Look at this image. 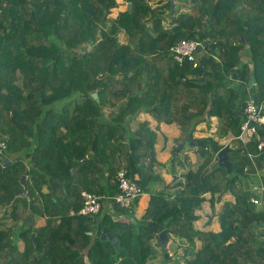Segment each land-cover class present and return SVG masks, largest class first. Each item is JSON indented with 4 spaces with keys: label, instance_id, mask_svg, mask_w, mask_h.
<instances>
[{
    "label": "trees",
    "instance_id": "trees-1",
    "mask_svg": "<svg viewBox=\"0 0 264 264\" xmlns=\"http://www.w3.org/2000/svg\"><path fill=\"white\" fill-rule=\"evenodd\" d=\"M148 1L0 0V138L8 141L6 155L26 150L0 162V264H149L161 247L152 221L166 222L169 241L181 239L185 264H264V203L251 201L244 181L248 153L264 171L261 126L247 144L227 146L237 163L231 171L213 170L211 144L225 145L200 138L199 165L178 189L152 193L140 216L135 209L151 182L162 180L154 168L161 164V123L178 127L183 145L213 117L217 133L238 136L247 100L264 101V0H246L245 14L233 13L230 0H181L187 4L181 8L195 12L179 16L173 28L162 25L159 7ZM184 38L210 40L221 61L201 54L199 67L177 64L171 49ZM142 112L157 126L149 119L132 123ZM123 168L143 190L129 207L111 198L120 192ZM24 174L30 202L17 196ZM83 190L100 197L99 213H79ZM207 203L213 209L207 224L216 217L219 231L196 226ZM31 214L45 222L26 227Z\"/></svg>",
    "mask_w": 264,
    "mask_h": 264
},
{
    "label": "built area",
    "instance_id": "built-area-1",
    "mask_svg": "<svg viewBox=\"0 0 264 264\" xmlns=\"http://www.w3.org/2000/svg\"><path fill=\"white\" fill-rule=\"evenodd\" d=\"M214 44H216V42H214ZM171 54L173 60L177 64L183 65L188 61L192 63L194 68L200 66L201 61L199 56L201 54L211 56L219 62L221 61L219 55L211 51L210 40H201L199 38L181 39L172 47ZM244 116L245 120L241 125L240 134L230 138L228 142H225V147L230 145L233 140L238 141V144L230 146L238 147L240 141L243 144H247L256 137L258 131L257 126L264 128V101L262 103H257L254 98H249L244 108ZM250 122H252L253 125H251ZM258 149L264 151V136L261 137L258 143ZM7 151L8 141L0 138V162H4L2 158L6 156ZM248 156L250 160L245 166V171L250 173L251 177L255 176L259 179V182L251 184V201L256 205H261L264 203V182L260 173L261 170L256 164L254 154L248 153ZM252 169L254 170L251 171ZM117 180L120 192L118 195L111 198L118 204L129 207L134 200L143 193L142 187L136 180L128 176V171L125 168L118 171ZM81 195L84 198V205L79 210L80 214L94 215L102 210V202L97 194L83 190ZM72 213H74V211ZM262 239L264 242V235L262 236Z\"/></svg>",
    "mask_w": 264,
    "mask_h": 264
},
{
    "label": "rangeland",
    "instance_id": "rangeland-1",
    "mask_svg": "<svg viewBox=\"0 0 264 264\" xmlns=\"http://www.w3.org/2000/svg\"><path fill=\"white\" fill-rule=\"evenodd\" d=\"M168 0H149L148 2L150 3V4H158V7H168V2H167ZM230 1H232V0H230ZM234 4H230L228 7L231 9V11L233 12V13H236V14H240V13H247V12H249L250 11V6H249V4L246 2V0H240V1H238V2H236V1H232ZM176 5H175V8L174 9H172V7H168L169 8V12L170 13H168L169 15H167V14H162L163 16H162V20L164 19H167L168 17H170L171 18V20L174 18L173 17V15L175 14H177L178 12H179V10L180 9H182L181 8V6L182 5H187L186 3H184V2H182L181 0H178V1H176V2H174ZM129 5V4H128ZM157 6V5H156ZM188 7V6H187ZM126 8V6H122V7H119V9L120 10H124ZM184 8H186V7H184ZM190 8H192V10H194V7H190ZM112 14H114V12L112 13ZM111 16H114V15H111ZM166 22H162V25H164ZM111 24V21H108V25H110ZM119 38H120V41L122 42L124 39H125V33L124 32H121L120 34H119ZM215 119L216 120H218L219 121V119L217 118V117H215ZM211 123H213V119H212V121H211ZM212 128H213V126H212ZM217 129V128H216ZM218 132V130H215V131H212V135H213V137L216 139V138H218L220 141H221V144H224L223 142H224V140H226L225 142H228L229 140H230V138H232V137H234V136H232V135H225V134H220V133H217ZM205 133H206V130H205V127L203 126H201L200 128H198V132H197V137L198 138H203V137H205ZM218 134V135H217ZM220 137H222L221 139H223V141L220 139ZM217 140V139H216ZM178 144V143H177ZM236 144H238V141H236V140H233L231 143H230V145H236ZM185 148L188 150V154H190V156L187 154V153H185V148H184V146L181 148V149H179V155L177 156V157H174L173 158V160H172V162H171V160H169V161H166V165H168V167H169V173H168V169H166V171L165 170H163V168H165V167H163V168H161L160 169V173L158 174V175H160L161 176V178H162V180L161 179H157V180H154V181H152L151 182V184L149 185V190H148V192L146 193V194H143L142 196H141V201H140V204L142 205V204H144V203H146V201H147V199L150 197V195L152 194V193H154V192H156L157 190H161V189H166V191L168 192V193H172V192H175V190H174V188L176 187V186H170V184L168 185V187H165V183H164V181H169V180H171V171H172V169H173V167L176 165V161L177 160H179L182 164L185 162L186 163V155H188L189 156V158H190V163H191V166L192 167H194V168H196L198 165H199V157L198 156H196V151H197V145H191V142H188V141H186V143H185ZM176 152H177V150H176ZM175 152V153H176ZM177 152V153H178ZM181 152V153H180ZM9 155L10 156H13V154L11 153H9ZM231 155H232V157L235 155V153H231ZM181 157V158H180ZM192 159V160H191ZM192 161V162H191ZM184 163V164H185ZM173 173H174V170H173ZM262 173H264V171H262ZM184 174V173H183ZM182 174V175H183ZM178 176H180V175H176L175 177L176 178H178ZM220 178H218V180L219 181H221L220 179H221V176H219ZM176 178H174L175 180H176ZM253 177H251V176H249V177H246L245 179H244V181L246 182V184H247V186L249 187V188H251V184H253L254 183V180L252 179ZM172 180L171 182H172V184H173V182L175 181V180ZM180 182V181H179ZM209 196V195H208ZM226 197H228V196H226ZM230 198H231V196H230ZM221 206V203H219V204H216V207L217 208H219ZM213 211V209H212V207L207 203L206 204V208L201 212V214L204 216V219H202V220H197L196 221V225L198 226V228H205V229H211V230H216V228H217V223L216 222H214L215 221V217H212V220H211V222L209 223V224H207V222H208V220H210V216H211V212ZM141 212L142 211H140L139 210V212L138 211H136V214L137 215H139L140 216V214H141ZM3 214V211H2V209H0V216ZM217 220V219H216ZM5 223L7 224V225H11V224H14V221L13 220H9V219H7V220H5ZM19 225V224H18ZM18 225H17V227H18ZM13 226H16L15 224L13 225ZM209 226V227H208ZM182 243V241H181V239H178L177 238V240H175V239H173V240H170L169 241V243H168V248H167V250L168 251H171L173 254H174V252H175V254H177V255H180V252H177V250H179V251H181L182 250V247H180L179 248V243ZM19 244H20V246H21V248H23V246H24V242L22 241V240H20V242H19ZM175 248H178L177 250L175 249ZM158 252H159V254H158V256L156 257V258H154V259H152V260H150V262H149V264H164V258H165V256H164V254H165V250L163 249V248H161V247H159L158 249ZM166 264H185V262L182 260V259H180V260H175V261H173V260H169Z\"/></svg>",
    "mask_w": 264,
    "mask_h": 264
},
{
    "label": "crops",
    "instance_id": "crops-1",
    "mask_svg": "<svg viewBox=\"0 0 264 264\" xmlns=\"http://www.w3.org/2000/svg\"><path fill=\"white\" fill-rule=\"evenodd\" d=\"M153 1V0H152ZM153 5V4H152ZM157 5V6H156ZM154 7H158V4H154L153 5ZM170 10H169V8L168 7H159L158 8V12H160L161 13V15L162 14H167V15H169L168 13H170L169 12ZM195 12V10H192V8H190V7H186V8H182V9H180L179 10V12L175 15H173V19L171 20V18L170 17H168L167 19H163L162 20V22L164 23V22H166V23H168L169 24V26H167L166 24H164L163 26L165 27V28H173L175 25H177V24H179V16H181V15H185V14H193ZM163 16V15H162ZM120 39V38H119ZM127 39V36H126V34H125V39L122 41V42H125V40ZM247 58V57H246ZM58 107V106H57ZM136 118H138V119H136ZM136 118H134L133 120H132V123L135 121V120H144V119H149L150 121H151V124H152V126L153 127H156L157 126V121L153 118V116L150 114V113H147V112H142V113H140V114H138V116L136 117ZM213 119V123H206V122H201V123H199L198 124V126H197V130H196V132H195V136H194V138H198L197 137V132H198V128H200L201 126L203 127H205V130H206V133H205V137H208V136H211V137H213V135H212V131H215V130H217L216 128H218V120H216L215 119V117H213L212 118ZM212 126H213V128H212ZM180 133H181V131H180V129L178 128V127H176V126H173V125H168V124H166V123H161L160 124V131H159V140H158V143L156 144V148H157V151H158V158H159V160H160V162H161V164H156L155 165V171L156 172H158V174L160 173L159 171H160V169L161 168H163V167H165V168H163V170H165L166 171V169H168V173L170 172L169 171V167H168V165H166V161H169V160H171V162H172V160H173V158L175 157V154L173 153V151H172V149L174 148V146L176 145L177 147L179 146V145H181V147H180V149L184 146V148H185V143H184V145L183 144H181V143H179L180 141H183V139H182V137L180 136ZM165 137L167 138V140H165ZM222 137H220V139H221ZM217 140H218V142L219 143H221V141L218 139V138H216ZM30 140H32V136L30 137ZM222 141H223V139H221ZM225 141L226 140H224V145H225ZM178 143V144H177ZM163 145L165 146V149L163 148ZM163 148V149H162ZM186 149V148H185ZM176 150H177V148H176ZM179 151V149L177 150V152ZM176 152V153H177ZM188 152V150L186 149L185 150V153H187ZM26 153V150H21V151H18V152H16V153H14L13 154V156H10L9 154H7V156L11 159V161L13 160V159H16V158H20L22 155H24ZM179 153V152H178ZM181 153V152H180ZM196 153H197V151H196ZM188 154V153H187ZM189 156H190V154H188ZM196 156H198L197 154H196ZM178 158V157H177ZM181 158V157H180ZM192 160V159H191ZM31 162H33V160L31 161ZM31 162H28V163H31ZM192 162V161H191ZM185 163V162H184ZM182 164L179 160H177L176 161V165L173 167V169H172V175H171V180H167V181H164V183H165V185L167 186V185H169L170 184V186L172 187V186H176V184L179 182V181H183L184 180V174L185 173H187L189 170H190V168L192 167L191 166V163L189 164V165H186V163L185 164ZM27 164V163H26ZM173 170H174V173H173ZM77 171H78V169H77ZM77 171H76V174H77ZM184 173V174H183ZM260 173H261V175H262V180H263V182H264V173H262V171H260ZM183 174V175H182ZM176 175H180V176H178V178H176L175 176ZM174 178H176V180L174 179ZM175 180L174 182H173V184H172V180ZM253 180H254V182H259V179L257 178V177H253L252 178ZM104 180H105V182H106V177L104 178ZM103 180V181H104ZM178 189V187L176 186L175 188H174V190L176 191ZM173 193V192H172ZM146 194V193H145ZM228 197H226V198H230V196L229 195H227ZM105 199H110V196H106L105 197ZM149 199V198H148ZM148 199H147V201H146V203H144V204H140V201H141V198L139 199V201L136 203V211H138L139 212V210L140 211H143L144 209H145V207L147 206V203H148ZM105 203V205H106V207H107V209L108 210H111L112 212H114V209L112 208V205L110 204V201H105L104 202ZM35 219H36V225H41V224H43L44 222H45V219L43 218V217H40V216H35ZM202 219H204V218H202ZM202 219H200V220H202ZM217 218L215 217V221L214 222H216L217 223V228H216V230H214V231H219L220 230V224L218 223V221L216 220ZM197 226V225H196ZM198 227V226H197ZM209 227V226H208ZM209 229V228H208ZM209 230H211V229H209ZM174 239L175 240H177V238H175L174 237ZM168 248V247H167ZM180 248V247H179ZM176 250L178 249V248H175ZM178 252H180V255H177V254H173L171 251V253L174 255V256H180V259H182V252H183V248H182V250L181 251H179V250H177ZM180 259H176V260H180ZM173 261H175V260H173Z\"/></svg>",
    "mask_w": 264,
    "mask_h": 264
},
{
    "label": "water",
    "instance_id": "water-1",
    "mask_svg": "<svg viewBox=\"0 0 264 264\" xmlns=\"http://www.w3.org/2000/svg\"><path fill=\"white\" fill-rule=\"evenodd\" d=\"M232 1H236V0H232ZM175 3L172 4V9H174L175 7ZM129 8H131L132 4L129 3ZM243 36H241L242 38ZM201 83H207V81L201 82ZM93 97L96 98L97 100H99V95L97 92H94ZM251 125H253L252 122H250ZM203 140L200 138H194L191 141V145H197L200 146L202 145ZM213 150L216 152L217 155V162L213 167V170H216L219 167H226L228 168L229 171L232 170L233 165H237V163H234L233 161L230 160L229 158V152L231 150V148L228 147H223V148H219L216 144L212 143L211 144ZM181 145H179L177 147V150L180 149ZM2 160L8 164L9 162H11V159L6 155L2 158ZM84 161V160H83ZM82 161V162H83ZM81 163V162H80ZM77 167L73 169V172L75 173L76 176V171H77ZM20 183L23 186V191L18 194L17 196H21L23 198H27L28 201H31V195H30V191H29V183H28V175L24 174L20 177ZM187 217V216H186ZM35 226L36 225V219H35V215L31 214L26 220H25V226L26 227H30V226ZM166 222L164 223H155V222H151L149 223V226H153L159 229V233H158V237H159V241H160V245L161 248L163 249H167L168 247V243H169V234L170 231L169 229L166 227ZM109 237V238H113L114 236L112 234H104L103 237ZM32 239L35 242L36 241V233L33 232L32 233ZM117 241V239H115V242ZM38 252H36V255L38 256ZM165 258H164V264H166L169 260H176V259H180V256H174L170 251H165L164 254ZM119 264H123L122 262H119Z\"/></svg>",
    "mask_w": 264,
    "mask_h": 264
},
{
    "label": "flooded vegetation",
    "instance_id": "flooded-vegetation-1",
    "mask_svg": "<svg viewBox=\"0 0 264 264\" xmlns=\"http://www.w3.org/2000/svg\"><path fill=\"white\" fill-rule=\"evenodd\" d=\"M175 8V7H174Z\"/></svg>",
    "mask_w": 264,
    "mask_h": 264
}]
</instances>
